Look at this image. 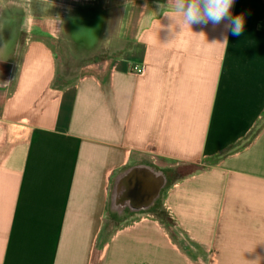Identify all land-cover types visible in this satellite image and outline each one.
<instances>
[{"label":"crops","instance_id":"1","mask_svg":"<svg viewBox=\"0 0 264 264\" xmlns=\"http://www.w3.org/2000/svg\"><path fill=\"white\" fill-rule=\"evenodd\" d=\"M167 3L0 0V264H264V0L238 36ZM58 49L104 67L56 89ZM205 161L110 218L123 171Z\"/></svg>","mask_w":264,"mask_h":264},{"label":"water","instance_id":"2","mask_svg":"<svg viewBox=\"0 0 264 264\" xmlns=\"http://www.w3.org/2000/svg\"><path fill=\"white\" fill-rule=\"evenodd\" d=\"M176 175L156 167L138 165L123 171L116 179L109 204V213L125 219L157 206L162 191Z\"/></svg>","mask_w":264,"mask_h":264},{"label":"clouds","instance_id":"3","mask_svg":"<svg viewBox=\"0 0 264 264\" xmlns=\"http://www.w3.org/2000/svg\"><path fill=\"white\" fill-rule=\"evenodd\" d=\"M234 2L235 0H168L166 6L160 7L165 9L163 15L173 20L181 29L185 26L191 29L193 24L211 23L217 26L227 22L225 28L238 36L243 32L245 19L243 15H231ZM197 35L204 36V33ZM226 42L225 37L224 43Z\"/></svg>","mask_w":264,"mask_h":264},{"label":"rangeland","instance_id":"4","mask_svg":"<svg viewBox=\"0 0 264 264\" xmlns=\"http://www.w3.org/2000/svg\"><path fill=\"white\" fill-rule=\"evenodd\" d=\"M57 53L61 54L63 52H61V50L58 49ZM104 58H105V56L100 55L99 57L92 59L88 64H84L82 66L71 64L65 58H64V60L62 59V62H59V74H58L57 80H56L58 83V86L62 87V86H66V85H69V84L75 82L79 78V76H81L85 72H87V73L88 72L100 73L99 72L100 69H103V67H104L101 65V63L104 61ZM206 164H209V163L205 161V162L199 163L198 165L204 166ZM169 169L171 172L173 171L172 173H174L176 175V172H174V171H177L178 165L173 163ZM178 177L179 176L176 175V179ZM109 216H110V218H112L111 214H109ZM114 228H115V226L110 225L108 230H107V233L113 232Z\"/></svg>","mask_w":264,"mask_h":264},{"label":"trees","instance_id":"5","mask_svg":"<svg viewBox=\"0 0 264 264\" xmlns=\"http://www.w3.org/2000/svg\"><path fill=\"white\" fill-rule=\"evenodd\" d=\"M57 57L59 59V62H62V59L64 60V57H63L62 54L57 53ZM56 80H57V78H56ZM56 80H55V83L53 85L56 89H62V88L67 86V85L66 86H62V87L58 86V83H57ZM257 132L258 131L253 133L252 136L257 134ZM228 152H230V150ZM227 153H225L224 155H226ZM207 166L208 165L199 166L198 164H184V165L181 164V165H178L177 171H174V172H176V175L179 176L177 179H185V178H187L189 176H192L193 174H195L197 172H200V171L204 170L205 168H207ZM169 171H170V169H169ZM154 213H155V215L157 217L163 218L164 220H167V221L170 222V219L166 216V214L163 211L158 210V209H154Z\"/></svg>","mask_w":264,"mask_h":264},{"label":"built area","instance_id":"6","mask_svg":"<svg viewBox=\"0 0 264 264\" xmlns=\"http://www.w3.org/2000/svg\"><path fill=\"white\" fill-rule=\"evenodd\" d=\"M130 69L132 73L139 76H144L147 72V68L144 65L133 64L130 66Z\"/></svg>","mask_w":264,"mask_h":264}]
</instances>
